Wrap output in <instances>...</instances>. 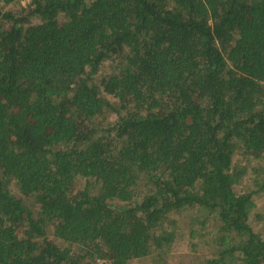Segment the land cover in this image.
<instances>
[{"label":"trees","instance_id":"trees-1","mask_svg":"<svg viewBox=\"0 0 264 264\" xmlns=\"http://www.w3.org/2000/svg\"><path fill=\"white\" fill-rule=\"evenodd\" d=\"M21 1L0 0V264H167L191 210L199 264H264V0Z\"/></svg>","mask_w":264,"mask_h":264},{"label":"rangeland","instance_id":"rangeland-1","mask_svg":"<svg viewBox=\"0 0 264 264\" xmlns=\"http://www.w3.org/2000/svg\"><path fill=\"white\" fill-rule=\"evenodd\" d=\"M30 0H22L19 4H12L9 6H6V9H12V10H16L20 5H26L29 3ZM112 71V64L111 62H106L100 73H98V75L96 76V82L99 83L100 80L103 78V76H106L108 74H110ZM237 159L240 161V163L243 165L245 163H247V158H244L243 156L239 155L237 157ZM249 165L251 164V162L248 160ZM256 163L253 161L252 165H255ZM248 177L250 178V180H252L251 178H255L254 175V171L252 169V166L249 168L248 171ZM84 182L85 180L82 179L79 182V186H84ZM251 181H249L248 185H251ZM237 188L239 190L242 189V187L237 186ZM257 203L258 206L260 208L259 213L261 214V212L263 214H261L262 219L259 220L257 219V216L253 215V225L258 228V226L260 225V227L263 230L264 233V193L258 195L257 197ZM193 211H189L188 213H185L184 215H189V216H184V217H178V219L180 218V223L177 225L178 229H176V238L175 240L172 242L173 244L171 245V248L168 249L166 255H164L163 257L166 259L167 264H199V262L201 261V258L203 256H206L208 254L211 253V248L210 245L207 243H204L205 239L207 238V234H209L207 232V230H209L210 232L213 230V225L212 223H208L206 224V229H200L199 232V228L202 224L197 223L195 220L191 222V216H192ZM177 215H173L172 217H176ZM259 223V224H258ZM195 230L197 232L198 237H194L195 235ZM198 230V231H197ZM262 232V231H261ZM204 237H203V236ZM157 256L152 255L142 261L136 260L133 261L130 264H158L155 260H156Z\"/></svg>","mask_w":264,"mask_h":264}]
</instances>
